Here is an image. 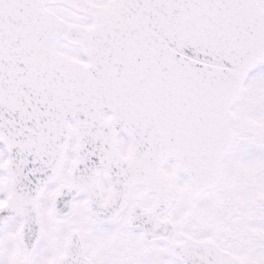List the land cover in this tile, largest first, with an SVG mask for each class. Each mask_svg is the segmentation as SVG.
Listing matches in <instances>:
<instances>
[{"label":"snow or ice","instance_id":"1","mask_svg":"<svg viewBox=\"0 0 264 264\" xmlns=\"http://www.w3.org/2000/svg\"><path fill=\"white\" fill-rule=\"evenodd\" d=\"M0 264H264V0H0Z\"/></svg>","mask_w":264,"mask_h":264}]
</instances>
